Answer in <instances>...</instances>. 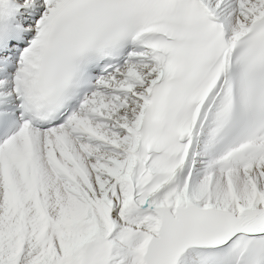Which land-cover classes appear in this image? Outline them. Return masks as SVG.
<instances>
[{
	"label": "snow or ice",
	"instance_id": "1",
	"mask_svg": "<svg viewBox=\"0 0 264 264\" xmlns=\"http://www.w3.org/2000/svg\"><path fill=\"white\" fill-rule=\"evenodd\" d=\"M0 264H264V0H0Z\"/></svg>",
	"mask_w": 264,
	"mask_h": 264
}]
</instances>
